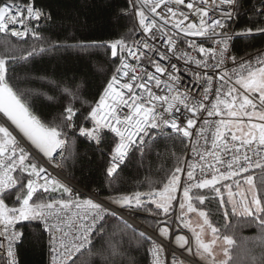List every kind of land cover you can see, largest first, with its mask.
<instances>
[{
    "label": "snow or ice",
    "instance_id": "1",
    "mask_svg": "<svg viewBox=\"0 0 264 264\" xmlns=\"http://www.w3.org/2000/svg\"><path fill=\"white\" fill-rule=\"evenodd\" d=\"M241 6L240 0H212L211 3L209 0H187V3L186 0H130V9L122 10V14L127 15L134 9V14L138 17V28L142 34L146 35H142L138 41H133L131 46L124 38L98 45L108 47L113 58L119 55V66L107 82L97 102L91 103L79 95L82 85L72 86L61 82L58 87L69 97V102L65 105L58 124L49 125L33 114L30 106L13 90L7 79L8 60L15 58L0 56V113H3L7 120L11 121L19 132L50 160L54 159L53 154L60 149L61 159L57 162V167L67 160L68 129L74 130L96 144H100L104 139V130L114 133L115 137L119 138V142L115 143L110 165L107 168V174L110 177L116 174L117 169L128 159L133 147L138 146V150L142 149L147 146L148 140L154 139V136L168 135L169 129L182 134L183 137L191 138L193 135L191 129L196 125L197 113L206 110L208 116H219L218 109L221 105L224 106L230 118L249 117L251 120L257 117L261 123H249L246 126L247 130L243 131L239 122L233 123L232 120L221 119L212 141L214 149L223 147L226 151L228 150L229 142L225 139L223 129L229 124L241 130V135L231 134V141H240L241 147L251 146L254 143L258 149L264 147V110H256L257 102L260 108L264 109V52L257 55L255 63L252 59L241 61L238 73L233 70V75L236 76L235 85H239L240 89L244 90L243 94L236 86L224 87L231 83V77L225 66L226 61L236 62V57L230 50L233 42L236 39L264 36V0H261L260 10L255 7L251 9L253 15L257 17V19L250 17L251 26L237 30L233 26ZM156 17H159V21ZM50 18V12L37 7L35 0H28L24 6L15 3V0H9L0 5V33L25 37L31 32L39 39L36 31L40 26L39 22ZM30 20L36 21L37 24L29 27L27 22ZM170 22L172 26L167 28ZM10 25H19L22 31L10 28ZM173 29L186 37L201 38L199 43L195 40H187L186 43L192 52L202 54L204 58L198 59L182 47H178L174 35L169 34ZM156 40H161L163 46L171 51L172 56L179 54L180 58L198 67L208 68L209 58L214 61L212 66L220 69L222 73L219 75V80L224 91L218 88L213 93L216 103L210 110L202 100L209 98L213 77L204 75L206 86L202 89V99L192 96L189 103L191 93L187 89L181 91L177 85L180 78L175 75L176 65L171 64V71H169L157 59L159 57L170 60L171 57L156 47L154 43ZM209 41L212 46L206 47L205 42ZM43 51V47H33L27 56L31 57L36 52ZM129 57L136 60L137 64H129L127 62ZM141 59L153 65L155 71L142 69L141 76H130V72H136ZM165 72L168 73L167 79L162 80L161 75L158 74ZM121 76L127 79L122 82ZM150 82L156 88L163 86L166 94L154 93ZM248 93L258 94V96L253 95L250 98ZM222 95L225 98L221 99ZM48 99L52 100L53 97L49 96ZM158 108L162 111H158ZM204 123L207 124L208 121L205 120ZM85 124L90 126L85 127ZM231 151L233 152L231 161L221 160L216 152L207 153L214 158L216 164H226V170L223 172L216 168L215 164L207 161L203 153H198L203 161L200 165L199 178L194 173L195 165H188L187 170L176 166L169 172L161 188L120 195L110 199V203L125 211L143 210L156 217L170 218L175 211L173 201L176 200V193L182 191V199L178 202L181 213L178 219L181 220L183 229L191 232L194 244L190 243L186 235L174 234L172 239L175 245L184 249L190 256L197 257L201 264H229L232 259L230 248L234 245V241L229 235H220V230L209 221L208 213L194 206V202L204 204L207 194L193 190L209 189L219 197L218 203L224 205L226 201L220 194V188L216 187L221 180L227 181L241 173H248L253 166L264 170L262 159L253 160L247 155V151L237 155L240 153V148H233ZM27 159L28 154L16 137L7 126L0 124V236L7 240L6 264H17L13 246L23 235L16 229L17 223L34 219L43 221L52 230L49 243L51 250L60 257L59 264H77L79 259L77 254L83 255L82 250L91 253L94 247L93 240L103 235L107 218L115 217L116 213L92 199H72L74 193L70 187L55 178L49 179L46 169L38 167L37 163L28 161L25 164ZM18 167L21 175L14 177L12 173L16 172ZM205 169H214L210 179L205 175ZM25 172L27 176H23ZM182 172L187 178V182L183 184L180 175ZM42 173L45 175L42 176ZM246 183L252 193L250 200L243 191L239 193L240 199L236 200L235 193L231 191V184L221 185V187L229 189L227 202L231 203L230 211L235 213L239 209L241 215L253 218L264 230V196L257 192L251 175L246 177ZM237 187H239L238 183ZM262 187H264V181H262ZM13 189L15 191H12ZM50 189L53 192L62 190L61 197L67 194L68 198L42 199ZM38 192L39 195H37ZM75 195L78 196V194ZM13 196L19 203L18 207H9L6 203V200H10ZM152 205L154 207H151ZM73 208L77 211H71ZM189 213H198L199 217L203 218L198 228L193 227L190 220L185 219ZM62 215L67 219H62ZM224 215L225 217L229 215L228 209L224 210ZM73 218L77 221L76 223L73 222ZM171 227L175 228V225ZM205 228L211 232L210 241L204 239ZM157 230L162 237H169V226L158 227ZM139 235L143 237L145 234L141 232ZM221 240L227 247L223 249L224 259L218 261L214 249ZM261 240L259 255L251 251L247 254L250 264H264V231H262ZM151 245L148 252L152 257V264H162L163 245L155 241H151ZM111 255L114 258H123L125 253L113 245ZM53 264H57L56 257H53ZM128 264H132L130 259ZM171 264H183V261L177 262L175 253H172Z\"/></svg>",
    "mask_w": 264,
    "mask_h": 264
},
{
    "label": "trees",
    "instance_id": "2",
    "mask_svg": "<svg viewBox=\"0 0 264 264\" xmlns=\"http://www.w3.org/2000/svg\"><path fill=\"white\" fill-rule=\"evenodd\" d=\"M7 2L9 0H0V5ZM15 3L27 4L28 0H15ZM240 4L237 29L251 26L250 17L257 19L251 9L260 10L261 0H240ZM35 5L51 14L46 26L37 30L40 38L31 35L26 41H18L0 34V56L15 58L8 60L7 79L33 114L44 123L58 124L69 102V97L58 86L61 82L82 85L79 95L91 103L97 102L119 66V55L113 58L108 47L98 45L119 38L129 41L135 34V21L131 11L127 15L122 14V10L130 9L129 0H35ZM33 47H43L44 51L27 56ZM263 49L264 36L237 39L233 46L238 59ZM49 96L53 99L49 100ZM88 126L85 124V127ZM67 133L70 135L69 148L67 160L62 163L63 169L73 183L88 192L98 191L106 201L136 191L161 188L171 170L176 166L183 167L187 149L186 138L179 134L154 137L146 147L135 150L127 164L110 177L107 168L117 139L105 130L100 144L85 139L72 129H68ZM36 163L42 167L39 162ZM254 174L259 178L256 181L257 191L264 196V170L261 168L232 178ZM20 175L21 171L17 177ZM27 175L23 173V176ZM202 194H207L204 204L195 202V206L208 213L209 221L220 230V235H229L234 241L229 264H250L247 254L251 251L259 255L264 230L253 218L232 213L226 203L220 205L212 191L205 190ZM50 198L68 197L67 194L61 197V192L45 193L42 197L44 200ZM6 203L9 207L19 206L14 196ZM225 209L229 210L227 217ZM134 212L133 218L143 224L156 225L146 217L151 213L143 210ZM16 227L24 233L18 247L20 264H48V238L39 219L20 221ZM139 234L138 230L117 216L109 217L103 235L94 239L91 253L85 251L79 255L77 264H128L129 259L132 264H150V241ZM113 245L125 253L123 258L111 255Z\"/></svg>",
    "mask_w": 264,
    "mask_h": 264
},
{
    "label": "built area",
    "instance_id": "3",
    "mask_svg": "<svg viewBox=\"0 0 264 264\" xmlns=\"http://www.w3.org/2000/svg\"><path fill=\"white\" fill-rule=\"evenodd\" d=\"M129 2H130V0H129ZM211 2H212V0H209V3H211ZM186 3H187V0H186ZM19 5L24 6L26 4H19ZM179 7L183 8L184 6H179ZM184 10L187 11V9H184ZM157 11H159V9ZM131 13L134 17L136 29H135L134 36L129 41H127L130 46L133 44V41H138L141 39L142 35H146V34H142L138 28V17H136L134 14L135 10L132 9ZM210 15H211V13H210ZM156 19L159 21V17H156ZM190 19H191V17H190ZM47 22H48V20L45 21L42 19L39 22L40 26H39V28L36 29V31L44 28L46 26ZM27 23H28L29 27H32L35 24H37L36 21H31V20L28 21ZM237 23H238V18H237V20L233 26L234 29H237ZM171 26L172 25L170 22L167 25V28H171ZM9 27L15 28L17 31H22V29L19 25H10ZM167 28H166V31H167ZM0 34L3 36L11 37V38L18 40V41H26L32 35L31 32H29V34L25 37H16V36L11 35L10 33L9 34L0 33ZM169 34L174 35V38L177 41L178 47H182L184 50L188 51L191 55H195L198 59L204 58L202 54L192 52V50L187 47V43H186L187 40H195L197 43H199L201 38H199V37H186L183 33H180L178 30H175V29H173L172 32H170ZM234 42H233V46H234ZM154 43L156 44V47L161 52H165V53H167V55L169 57H171L170 60L169 59H160L159 57H157V59L159 60L161 65L168 68L169 71H171V67H170L171 64L176 65L177 71H176L175 75H177L180 78L177 82V85L181 91H185L187 89L191 93L189 103H191L192 96H195L198 99H202V96H203L202 89L206 86L205 81H204V75L205 74L211 75L213 77L212 91H211V93H209V98H208V100H202V102L207 106V109H209V110L211 109V106L216 103V97H215V95H213V93H215L218 88L221 89V91H224V87H232V86H236L238 89H240L239 85H235L236 76L233 75V70H235L237 73L239 72L240 62L252 59L253 63H255V58L257 57V55L264 52V49H263V50H260L257 52H253V53L247 55L246 57H244L242 59L236 58L235 63H233L231 61H226L225 66L228 70L229 77H231V83L222 87L221 81L219 80V75L222 73L220 72V69L214 68L212 66L214 64V61H212L211 58H209V67L208 68L198 67L195 64L188 62L183 58H180L179 54H177V56H172L171 51L163 46V42L161 40H156ZM205 46L209 47L212 45L209 41V42H205ZM233 46L231 47L230 50H231L232 55L235 56L234 51H233ZM150 55H154V54H150ZM127 62L131 65L137 64V61L131 57L128 58ZM142 69H146L147 71H150V72L155 71L153 65L148 63L147 60L141 59L139 61V66L137 67L136 72L135 73L130 72L129 75L130 76L131 75L141 76L142 75ZM158 75H161L162 80H166L168 73L165 72L164 74H158ZM124 79H127V78H124L121 76L122 82ZM150 86L152 87V90L154 93H156L158 95L166 94V89L163 86H161L160 88H156L154 86V84L151 82H150ZM240 91L243 94L244 90L240 89ZM248 95L250 98H252V96H253L250 93H248ZM223 98H225V97L222 95L221 99H223ZM221 107H224V106L221 105L220 108ZM257 107L260 108L258 102H257ZM262 110H264V109H262ZM125 111H127V110H125ZM158 111H162V109L158 108ZM221 119L233 120V119L225 117L221 114L219 116H208L206 110H202L201 112H198L197 117H196V125H195V127H193L191 129L193 135L191 138H186L187 149H186L184 163H183L182 168L187 170L188 165H195L196 167L194 169V173L198 178L201 175L200 165L203 163V161L200 159V156L198 155V153H203L205 156V159L207 161H210L213 164H215L216 168H218L221 172L226 170V164H216L214 158L212 156L207 155L208 152H216L219 154L221 160L231 161L232 155H233V152L231 150L233 148H240V153H237V155H240V154L244 153L245 151H247V155L252 157L253 160L262 159V162H264V147H261L258 149L257 145L255 143L251 146L241 147L240 141H231V135L226 131V128H224L223 131H224L225 139L228 140V142H229L227 145L228 150L226 151L223 147H217L214 149L212 147V141L214 138L215 129H216V127L219 126V121ZM205 120L208 121L207 124L204 123ZM242 121L244 123H247V124L250 123V121L246 120V119H243ZM201 129H203V133H201ZM105 131L109 132L108 130H105ZM168 132L173 133V134H179V135L183 136L182 134L176 133L171 129H169ZM110 134L115 137L114 133H110ZM69 137H70V135L68 134V139H69ZM154 137H160V136L156 135ZM115 138L117 139V143H118L119 138L118 137H115ZM17 141L19 142V144L24 149H26L29 152L28 146L26 145V143L21 138L19 140L17 139ZM149 141L150 140H148V142ZM205 141H207V143ZM135 150H138V146L133 147L130 150L128 159H126L124 164H122L120 166V168L117 169V172L127 164L131 154ZM18 152L19 151L17 150V155L19 154ZM60 152H61L60 149L57 150V152L53 156L54 157L53 160H42L40 158H38V159L35 158L39 162V164L44 169H46V174H47V177L49 179L55 178L56 180L62 182L63 184L67 185L68 187H70L74 193V196L72 197V199H80V200L92 199L94 202L100 203V204L104 205V207L109 208L111 211L115 212L116 216H118V211H121L123 213V217L129 218V220H135L133 218V215L135 214L134 211L122 210V209L118 208L116 205H113L112 203H107L106 200H103L100 197L98 191L95 190L93 192H88V191L84 190L83 188L79 187L77 184L73 183L70 180L69 175L63 169L62 163H60V166L57 167V162H59L61 159L60 155H59ZM241 162H243V161H241ZM257 168L258 167L253 166V168H251L248 173H250L251 171H253ZM213 172H214V169H205V175L209 179L211 178ZM17 173H18V168H17L16 172L12 173V175L14 177H17ZM244 174H247V173H241L240 175H244ZM41 175L44 176L45 173H42ZM180 175H181L182 184L187 182V178L184 175V173L182 172ZM240 175H238V176H240ZM235 177H237V176H235ZM34 179H36V178H34ZM40 182L43 183L44 181H40ZM40 191H42V189ZM49 192H53V191H51V189H50ZM55 192H62V190H57ZM75 194H78V196ZM181 199H182V191H178L176 193V200H174V202H173V207H174L175 211L172 212L170 218L156 217L153 215H146V217L149 220L156 223L154 229H151L153 227H149L148 225H145L139 221H138L139 227H137V228L134 227V228L140 232H143L145 234V236H147L148 238H151L149 248L152 246L151 241H155L156 243L163 245V252L161 253L162 264H171V254L172 253H175L177 262L183 261V264H201V262L196 257L190 256L184 249L178 248L175 245L174 239H172L174 234H183L189 238L190 243L194 244V240L192 239L191 232L187 229H183V225L181 223V220L178 219V216L181 214L179 207H178V202ZM71 211L75 212V211H77V209L73 208ZM62 219H67V217H64L62 215ZM39 221H40L42 228H43V230L46 233L47 238H48V264H53V257H56L57 264H59L60 257L58 256V254L56 252H53L51 250V246L49 243L52 230L50 228H48L43 221H41V220H39ZM124 221L127 222L128 224H130L127 220L124 219ZM73 222L74 223L77 222L75 220V218H73ZM172 225H175V228L171 227ZM165 226H169V237L168 238L162 237L157 230L158 227H165ZM16 229L23 234L22 237L13 246L15 253H16V262H17V264H20L18 247L23 241L24 233L21 229H19L17 227H16ZM57 236H59L58 232H57ZM6 248H7V240L5 237L0 236V264H6V261L8 260V257L6 255V251H5ZM82 252L84 253L85 251L82 250ZM77 255L79 256L80 254H77ZM148 256H149L150 264H152V257H151L149 252H148Z\"/></svg>",
    "mask_w": 264,
    "mask_h": 264
},
{
    "label": "rangeland",
    "instance_id": "4",
    "mask_svg": "<svg viewBox=\"0 0 264 264\" xmlns=\"http://www.w3.org/2000/svg\"><path fill=\"white\" fill-rule=\"evenodd\" d=\"M1 124V123H0ZM14 136V135H13ZM26 153L28 154V159L25 161V163L27 164L28 161H33L36 163V159L25 149ZM19 153V152H18ZM36 160V161H35ZM38 162V161H37ZM21 171L20 168L18 167V172ZM26 173V172H25ZM27 174V173H26ZM252 178H253V183L255 184L256 186V181L259 179L257 177V174H254V175H251ZM247 177V176H246ZM246 177L244 178H237L239 182H219L216 187L220 188V194L223 195L225 201H226V204L228 205V207L231 208V203L230 202H227L228 201V191L229 189L227 187H221V185H228V184H231L232 185V188H231V191L233 193H235V196L234 198L236 200H239L240 199V196H239V193L241 191L245 192L247 198L250 200L251 199V191L249 190V185H247L246 183ZM34 178V177H33ZM237 183L239 185V187H237ZM205 190H208V191H211L209 189H202V190H197L199 192H202L205 191ZM256 190H257V186H256ZM213 192V191H212ZM258 192V191H257ZM216 196L217 194L215 192H213ZM218 197V196H217ZM219 199V197H218ZM206 200V199H205ZM174 202V201H173ZM114 205V204H113ZM194 206H195V202H194ZM235 213H238L240 214V210L238 209ZM118 217V216H117ZM119 218V217H118ZM121 219V218H120ZM135 220H137L136 218H134ZM186 220H190V222L192 223L193 227H197L199 226V224L202 223V219L201 217H199L198 213H189L186 217H185ZM122 220V219H121ZM124 221V220H123ZM139 221V220H137ZM20 222V221H19ZM141 222V221H139ZM149 227H153V226H150L148 225ZM155 226L151 229H154ZM140 232V231H138ZM141 233V232H140ZM145 236V235H144ZM147 237V236H145ZM148 238V237H147ZM204 239L206 241H210L211 239V232L209 229L205 228V234H204ZM149 240V239H148ZM150 241V240H149ZM227 247L226 245H224L222 243V240L221 241H218L217 245L215 246V249H214V252H215V257L216 259L219 261V260H223L224 259V254H223V249ZM231 249V248H230ZM197 258V257H196ZM198 259V258H197ZM199 260V259H198Z\"/></svg>",
    "mask_w": 264,
    "mask_h": 264
},
{
    "label": "crops",
    "instance_id": "5",
    "mask_svg": "<svg viewBox=\"0 0 264 264\" xmlns=\"http://www.w3.org/2000/svg\"><path fill=\"white\" fill-rule=\"evenodd\" d=\"M250 94H252V93H250ZM235 95V94H234ZM252 95H256V96H258V94H252ZM250 110V109H249ZM257 111H262V109H260V108H258L257 107V109H256ZM219 111H220V114L221 115H223V116H225V117H228L227 116V112H226V110L224 109V107H221L220 109H219ZM228 118H230V117H228ZM231 119H233L232 121H233V123H236V122H239L241 125H242V129H243V131H246L247 130V125L249 124H247V123H244L242 120L243 119H246V120H249L250 121V123H261V121H259V119L257 118V117H253V118H251V120L249 119V117H236V118H231ZM226 131L231 135V134H236V135H241V130L240 129H237L236 127H234L232 124H229L228 125V127L226 128ZM220 182H239L238 181V179L237 178H231L230 180H227V181H225V180H221Z\"/></svg>",
    "mask_w": 264,
    "mask_h": 264
},
{
    "label": "water",
    "instance_id": "6",
    "mask_svg": "<svg viewBox=\"0 0 264 264\" xmlns=\"http://www.w3.org/2000/svg\"><path fill=\"white\" fill-rule=\"evenodd\" d=\"M0 115L10 124V126L16 131V133L19 135V137L26 143V145L28 146V148H30L31 149V151H32V153H33V155H34V157L35 158H40V159H42V160H50L48 157H46V156H44V154L42 153V152H40V150L39 149H37L36 147H35V145H33L32 143H31V141H29L26 137H24L23 136V134L22 133H20L19 132V129H17L16 127H15V125H13L12 123H11V121H9V120H7V118L3 115V113H0ZM185 138H187V137H185ZM57 150H59V149H57ZM55 154V153H54ZM54 154H53V156H54ZM107 203H110V201L108 200V201H106ZM123 210V209H122Z\"/></svg>",
    "mask_w": 264,
    "mask_h": 264
},
{
    "label": "bare ground",
    "instance_id": "7",
    "mask_svg": "<svg viewBox=\"0 0 264 264\" xmlns=\"http://www.w3.org/2000/svg\"><path fill=\"white\" fill-rule=\"evenodd\" d=\"M0 123L7 126L9 128V131L12 132V134L16 137V139H20L19 135L16 133V131L10 126V124L0 115ZM30 154L34 157L31 149H28ZM35 158V157H34ZM118 216L122 218L123 220H127L133 227L137 228L139 227L138 221L136 220H129L127 217H123V213L121 211H118Z\"/></svg>",
    "mask_w": 264,
    "mask_h": 264
}]
</instances>
